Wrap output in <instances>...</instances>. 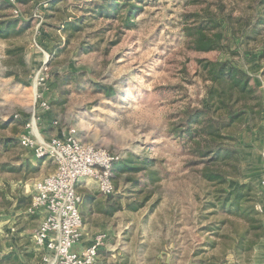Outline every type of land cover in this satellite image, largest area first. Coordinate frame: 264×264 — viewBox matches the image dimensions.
Segmentation results:
<instances>
[{
	"label": "rangeland",
	"instance_id": "rangeland-1",
	"mask_svg": "<svg viewBox=\"0 0 264 264\" xmlns=\"http://www.w3.org/2000/svg\"><path fill=\"white\" fill-rule=\"evenodd\" d=\"M0 1L8 5L2 13L14 15L15 8L19 16H14L30 23L17 35L0 36V208L10 201L5 198L10 197L11 192L7 185H3L5 179L13 180L10 183L22 180L23 184L29 185V198L22 195L19 199L28 214L14 216L15 222L12 223L22 222L19 217L29 215L26 221L35 232L41 216L30 209L34 189L31 185L55 166L48 157L37 159L19 142L23 122L39 101L35 94L41 97L42 91L32 89V82L28 85L17 82L8 72L19 71L23 78L31 80L45 57V51L53 55L50 68L55 70L58 82L60 100L57 104L67 106L66 118L76 131H80L84 142L101 146L119 157L114 179L116 199L123 205H140L135 210L120 209L125 212L118 213L114 222L133 225V229L128 230L130 239L125 249L135 260L127 264H142L138 261V254L143 247L139 246L138 239L143 215L146 223L156 221L160 224L152 232L156 242L150 246V254L153 258L155 252L160 253L163 261L160 263L166 264L165 255L171 254L168 239L169 221L175 212L173 207L178 211V221L187 227L179 230L183 241H187L186 246L180 247L183 261L173 264H191L192 252L207 239L219 245L208 249L198 259L224 253L226 264H253L255 245L264 233V216L255 214L261 222H253V225H260L253 228L250 222L212 207L211 198L205 193L214 187L204 182L195 168L186 166L188 156L167 130L177 120V113L186 105H199L203 97L205 83L196 60L225 57L217 51L203 53L189 47L185 27L191 25L193 19L185 15L201 13L205 7L216 10L224 6L225 12H230L233 23L225 27V33L228 45L234 51L231 59L250 75L251 84L257 85L264 106V28L252 34L247 42L241 40L244 20L256 10L249 5L256 0H133L139 8L130 27L124 26L120 18L90 19L84 16L82 21L66 28H63L62 21L64 18L71 21L68 13L78 17L82 14L75 8L79 7L76 0L57 3L60 8L56 11L47 10L44 2L49 0ZM38 15L42 19L39 25ZM7 49L15 52L8 53ZM93 83L111 86L118 95L107 97L104 92L93 90ZM236 125V128L231 127L236 133V148L251 150L250 170L262 166L264 174V147L256 148L260 149L256 152L244 142V137L254 127L248 128L242 121ZM144 158L157 160L154 165H149L160 172L161 179L156 183L143 182V171L124 169L126 164L139 166ZM80 183L77 190L85 197L81 205L84 223L104 224L107 197L98 191L92 180L85 179ZM259 189L255 186L257 198ZM90 208H96L97 213L89 215ZM8 214L0 213L1 225L11 223L8 220L13 214ZM225 217L229 220L220 225L219 233L223 232L227 237L218 238L199 230L202 225L220 223ZM33 233L28 239H32ZM243 233L247 243L252 242L250 248L242 250V246L233 255L229 249H233L236 239ZM29 244L32 246L31 242ZM104 247L100 250V257L107 253Z\"/></svg>",
	"mask_w": 264,
	"mask_h": 264
},
{
	"label": "trees",
	"instance_id": "trees-1",
	"mask_svg": "<svg viewBox=\"0 0 264 264\" xmlns=\"http://www.w3.org/2000/svg\"><path fill=\"white\" fill-rule=\"evenodd\" d=\"M62 1L64 0H49L44 4L47 10L50 8L56 11L60 8L56 4ZM76 1L78 3L76 6L79 7L75 8L82 14L78 17L68 13L71 21L64 18L63 28L82 21L84 16H88L90 19L120 18L124 26L130 27L133 24L132 18L139 8L133 0ZM7 6L5 2L0 1L1 37L17 35L30 26L27 21H21L14 15L2 13ZM249 6L256 10H253L251 15L244 20L245 28L241 40L245 42L251 38L252 34L264 28V0H256V3H251ZM185 17L193 19V23L185 27L189 47L196 52L217 51L225 57L196 60L200 76L205 83L203 97L199 105H186L180 113L176 114L177 120L170 124L167 130L168 135L180 143V149L186 157L188 156L185 161L186 166L195 168L197 175L214 187L205 193V196L211 198L209 201L211 206L217 208L221 213L233 214L245 222H250L253 228H259L260 225L257 224H260L261 221L255 218V214L260 215L255 210V204L259 201L255 186L251 182H237L232 186L229 185V180L239 178L241 175L239 151L234 144L236 133L231 130V127L235 126L236 128V124L240 121L248 128L255 127L261 118L262 96L257 90V85L251 84L250 75L231 59L234 51L229 47L228 37L225 33V27L233 23L230 12H225L224 6H219L216 10L205 7L201 13L194 12L185 15ZM72 20L74 21L72 22ZM7 52L15 51L7 49ZM8 74L14 76L19 83L28 85L31 82L30 79L23 78L19 71L10 70ZM91 88L98 92H104L107 97L118 95L113 87H107L101 83H93ZM156 162V159L144 158L139 166L134 167L126 164L124 169L143 171L145 174L143 182L156 183L161 179L160 172L149 167ZM116 169L117 165L114 164L112 183L115 191L109 195L101 193L107 197L105 214L118 211L123 207V204L115 196ZM124 206L129 210H135L140 205L127 203ZM202 214L201 211L200 215ZM227 218L222 219L220 223L209 222L202 225L199 230L214 237H227V234L219 233L220 225L226 223L229 220ZM253 222L258 223L253 225ZM244 235V233L241 234L236 239L233 249H229L233 255L242 246V250L250 248L252 242L247 243ZM245 243L246 245H244ZM217 244L207 239L196 251L192 252L191 264H226L227 259L224 253L222 255H206L198 259L199 255L206 254L208 249L214 248ZM224 246L227 247V245Z\"/></svg>",
	"mask_w": 264,
	"mask_h": 264
},
{
	"label": "built area",
	"instance_id": "built-area-1",
	"mask_svg": "<svg viewBox=\"0 0 264 264\" xmlns=\"http://www.w3.org/2000/svg\"><path fill=\"white\" fill-rule=\"evenodd\" d=\"M13 12L15 16H19L15 8ZM37 17L39 25L42 19L40 15ZM43 54L45 57L31 78L35 89L44 87L50 77L49 61L53 55L45 51ZM35 98H39V101L24 123L27 131L34 126L39 112L49 107L40 94L36 93ZM19 142L30 149L36 158L48 157L55 166L51 174L34 183L30 206L32 212L41 216L32 242L37 250H46L52 254L51 259L49 254H44L42 260L47 264H100V250L107 238L105 232L95 234L89 245L78 250L72 249L85 235L81 213L83 195L77 190V184L89 179L95 183L100 193H113L112 167L120 161L119 157L101 146L84 142L78 137L74 127L69 128L62 136L46 141H38L30 133H25L19 138ZM259 185L261 191L255 210L264 216V176Z\"/></svg>",
	"mask_w": 264,
	"mask_h": 264
},
{
	"label": "crops",
	"instance_id": "crops-1",
	"mask_svg": "<svg viewBox=\"0 0 264 264\" xmlns=\"http://www.w3.org/2000/svg\"><path fill=\"white\" fill-rule=\"evenodd\" d=\"M51 61L52 59L49 61L50 67ZM54 74L55 70L50 68V77L47 80L46 86H44L42 89L40 88V91H42L41 99L48 102V109L41 110L39 112V116L30 131L24 129L23 125L21 136L25 133H30L38 141H46L52 137L62 136L69 128L73 127L72 122L67 119L65 115V110H67V106L60 107L57 104L60 100V94L57 86V77H55ZM32 89H34V87H32ZM27 119H29V117ZM27 119L24 120L23 124ZM245 129L248 130V128ZM77 135L81 140H83L81 138L82 136L79 130H77ZM244 142H246L247 147H253L256 152L260 150L256 148L264 147V106L258 126L254 127L251 130V133H249V135L247 134V136L244 137ZM238 151L239 157L241 159V175L239 178L230 179L229 185L234 186L237 184V182H251L258 189L261 188L259 185V181L260 178L264 176V174H262L263 167L259 166L258 168H255L253 171H251V150H245L242 147L241 149H238ZM54 168L46 175H43L42 177L36 179L35 182L51 174L54 171ZM12 181L13 180L8 179H5L3 181V185H7L8 188H10L9 190L11 192L10 197H5L10 201H8L5 206L0 208V213H9L8 216H10V214H13V216L9 217L10 219L8 221H10L11 223H8L7 225H1L0 222V264H47L45 261L42 260V256L44 254H49L51 259L52 254L46 250H37L32 242V239H28V236H31L34 231L32 230L33 228L28 226V221H26L27 218L30 216L23 215L19 217V219H23L22 222H18L15 225L12 223L15 222L14 216H19V214H28L27 209L21 206V201L19 202V199L22 195L27 196L29 198V185L27 183L23 184L22 180L10 183ZM33 185L34 182L31 186L33 187ZM79 185H81V183L77 186ZM84 199L85 197L83 195V201ZM173 208L175 212L174 215L171 216V219L169 221L170 238L168 239L169 246L171 247V254L166 253V264H173V262L183 261L180 255L182 252L181 248L182 246L187 245V241H183L181 237L180 232L182 231H179L181 230V227H187L185 225L182 226L183 223L181 221H178L179 219L176 214V212L178 211L175 207ZM122 210H125L124 205L122 207ZM105 211H107V208H105ZM120 212L124 213L125 211L118 210L117 212L113 211L110 214H107L106 212L105 223H101L102 225L84 223L85 235L82 241L74 246V249L78 250L84 246L89 245L91 243L92 237L95 234L105 232L107 238L103 246L106 247L107 253L106 255H104V257H100V264H127V262H129L130 260H135L134 258L132 259L131 254L129 252L127 253L125 249L127 240L130 239L128 230H132L133 225H131L130 223L126 225L114 223L115 219L119 217L118 213L120 214ZM89 213V215L96 214V208H90ZM141 221L142 223H140V227L142 232L139 235L138 242L139 246L143 247V250L140 254H138V261L140 263L142 262V264H148L152 260L153 264H161L160 262L163 261L161 259L162 256L160 253L158 254L155 252L153 254V258L150 254V246L155 245L156 242L152 232L157 229L160 224H158L156 221H149L148 223H146V218L144 217V215ZM29 242L32 243V246L29 244ZM253 264H264V233L263 236L260 238L259 242H257V244L255 245L253 251Z\"/></svg>",
	"mask_w": 264,
	"mask_h": 264
}]
</instances>
